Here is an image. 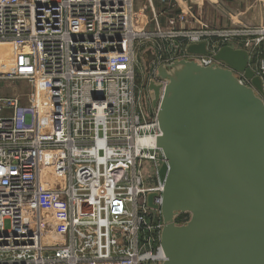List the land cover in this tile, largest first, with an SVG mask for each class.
<instances>
[{"label":"built area","instance_id":"built-area-1","mask_svg":"<svg viewBox=\"0 0 264 264\" xmlns=\"http://www.w3.org/2000/svg\"><path fill=\"white\" fill-rule=\"evenodd\" d=\"M134 2L0 0V45L12 50L0 76L35 83L36 90V106L0 100V264H163L157 171L164 158L149 81L165 85L157 68L178 60L230 69L186 53L205 43L212 55L222 47L245 51L264 90V0H257L259 24L231 18L228 27H211L186 8L163 27L151 3L152 20L139 25ZM147 51L154 55L148 72ZM233 73L258 94L243 73ZM38 81L55 110L52 120L44 114L45 125ZM44 170L64 183H44ZM47 211L54 214L48 222ZM188 220L176 218L178 225ZM47 229L53 245L39 242Z\"/></svg>","mask_w":264,"mask_h":264},{"label":"water","instance_id":"water-1","mask_svg":"<svg viewBox=\"0 0 264 264\" xmlns=\"http://www.w3.org/2000/svg\"><path fill=\"white\" fill-rule=\"evenodd\" d=\"M188 55L212 56L230 69L190 60L159 66L148 96L164 163L163 264H264V90L243 50L189 45ZM146 72L154 55L145 53ZM243 73L258 92L239 83ZM154 194L147 203L153 206ZM189 220L178 225V215Z\"/></svg>","mask_w":264,"mask_h":264},{"label":"crops","instance_id":"crops-1","mask_svg":"<svg viewBox=\"0 0 264 264\" xmlns=\"http://www.w3.org/2000/svg\"><path fill=\"white\" fill-rule=\"evenodd\" d=\"M160 4L162 15L183 12L186 8L192 11L197 20L211 27H228L232 23L231 18L252 25L261 22L260 14L258 16L260 9L257 0H168L166 3ZM255 4L257 13L255 11L250 13L249 9ZM258 17L257 21H252ZM188 24L184 26L187 28L196 27V24Z\"/></svg>","mask_w":264,"mask_h":264},{"label":"rangeland","instance_id":"rangeland-1","mask_svg":"<svg viewBox=\"0 0 264 264\" xmlns=\"http://www.w3.org/2000/svg\"><path fill=\"white\" fill-rule=\"evenodd\" d=\"M168 1V0H167ZM152 4L154 11L157 14L161 15V1L160 0H135L134 2V7H135V11H137L138 13L141 12L142 15H140L138 17L139 19V25L145 23L146 20L151 21L152 20V14H151V9L149 7V4ZM249 11H251L250 13H253L254 11L257 13L256 10V4L254 5V7H251L249 9ZM160 12V13H159ZM259 16V13H258ZM168 17L167 15H158V21L160 23V25H162L164 27V23L166 22V19ZM259 19L255 18L252 21H257ZM251 23V22H250ZM253 23V22H252ZM152 24H150L149 27L152 28ZM148 47H144V50H146ZM10 49V48H9ZM144 56V57H143ZM142 56V58L147 61V57L144 54ZM139 58V57H138ZM11 65V63H10ZM36 88L38 91V100H37V104H38V110L41 112L40 106H42L45 102L46 99V88L45 86H41L40 84L37 83L36 84ZM35 83H30L26 80H11V79H7L4 77L0 76V100H5V99H18L20 101V103L24 106L27 104H32L34 103L36 106V92H35ZM32 96H34V101L32 99ZM51 109V107H50ZM54 111V110H52ZM42 113V112H41ZM30 123L32 122V120L30 119L29 121ZM45 171V172H44ZM42 172V178H43V182H47V183H51V184H58V177L54 176V174H52L51 172L44 170ZM146 176L151 174V171H145ZM5 227L8 228V223H5Z\"/></svg>","mask_w":264,"mask_h":264},{"label":"bare ground","instance_id":"bare-ground-1","mask_svg":"<svg viewBox=\"0 0 264 264\" xmlns=\"http://www.w3.org/2000/svg\"><path fill=\"white\" fill-rule=\"evenodd\" d=\"M12 58V50L9 49L8 46H5V45H0V69L3 71V73H7L9 71V66H10V63H11V59ZM37 83L40 84V86H45L46 88V85L44 82L42 81H38ZM40 109H41V112L39 111V121H40V125H45L46 122H48L49 118L54 119V115H55V110L52 111V109H50V104H49V100H48V97L46 96V99H45V102L42 106H40ZM50 110V111H49ZM50 112V113H48ZM44 114L48 115V117L44 116ZM46 117V118H45ZM48 171V170H47ZM58 184H56L57 186H61L63 183H64V179L62 178H59L58 177ZM48 185H51V183H47V182H44ZM45 204V203H44ZM48 204L49 203H46L44 206H46V208L48 207ZM54 214H52L51 211H47L44 216H45V219L46 221L48 222L50 218H52ZM46 232V233H45ZM49 232L50 230L47 229V230H44L42 232V234H39V242L41 244H46V245H53V240H55L54 238L50 237L49 235Z\"/></svg>","mask_w":264,"mask_h":264},{"label":"flooded vegetation","instance_id":"flooded-vegetation-1","mask_svg":"<svg viewBox=\"0 0 264 264\" xmlns=\"http://www.w3.org/2000/svg\"><path fill=\"white\" fill-rule=\"evenodd\" d=\"M150 108H152V106H151V102H150Z\"/></svg>","mask_w":264,"mask_h":264}]
</instances>
